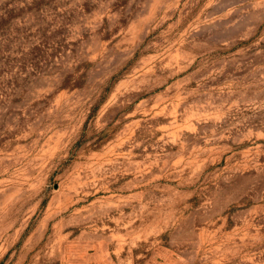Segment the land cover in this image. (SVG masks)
I'll use <instances>...</instances> for the list:
<instances>
[{
  "label": "rangeland",
  "instance_id": "rangeland-1",
  "mask_svg": "<svg viewBox=\"0 0 264 264\" xmlns=\"http://www.w3.org/2000/svg\"><path fill=\"white\" fill-rule=\"evenodd\" d=\"M0 264H264V0H0Z\"/></svg>",
  "mask_w": 264,
  "mask_h": 264
}]
</instances>
